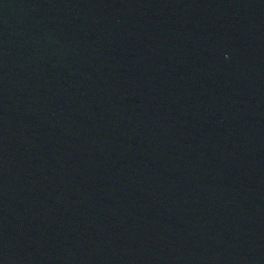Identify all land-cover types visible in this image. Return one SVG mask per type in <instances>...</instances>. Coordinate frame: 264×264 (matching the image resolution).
Wrapping results in <instances>:
<instances>
[{"label": "water", "instance_id": "95a60500", "mask_svg": "<svg viewBox=\"0 0 264 264\" xmlns=\"http://www.w3.org/2000/svg\"><path fill=\"white\" fill-rule=\"evenodd\" d=\"M0 264H264V0H0Z\"/></svg>", "mask_w": 264, "mask_h": 264}]
</instances>
